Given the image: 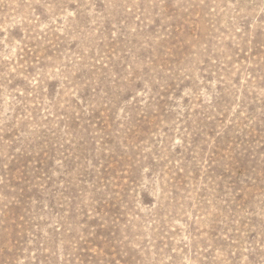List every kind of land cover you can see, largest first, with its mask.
<instances>
[{"label": "rangeland", "instance_id": "374dc122", "mask_svg": "<svg viewBox=\"0 0 264 264\" xmlns=\"http://www.w3.org/2000/svg\"><path fill=\"white\" fill-rule=\"evenodd\" d=\"M0 264H264V0H0Z\"/></svg>", "mask_w": 264, "mask_h": 264}]
</instances>
